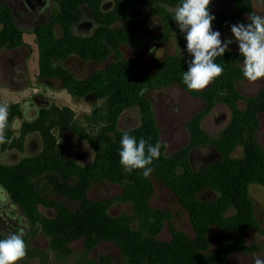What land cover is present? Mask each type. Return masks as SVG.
<instances>
[{"label":"rangeland","instance_id":"rangeland-1","mask_svg":"<svg viewBox=\"0 0 264 264\" xmlns=\"http://www.w3.org/2000/svg\"><path fill=\"white\" fill-rule=\"evenodd\" d=\"M62 2L63 8L52 2L50 19L37 25L34 36L27 37L34 49L37 75L40 65L45 67L48 60L61 69L70 87L82 93L123 57L143 60L148 75L153 73L154 63L167 56L192 58L179 25L172 19L163 23L151 17L150 8L138 16L130 12L129 0ZM209 11L217 13L219 21L225 20L214 24L225 26L219 31L222 46L231 40L227 51L240 55L231 25L250 23L249 14L264 15V0H210ZM72 14L86 23L94 18L95 32L72 27ZM127 17L133 21L128 22ZM109 20L113 25L107 23ZM108 28L115 32H107ZM142 29L147 30L143 33ZM42 35H46L45 41L37 39ZM82 46L86 50L82 56L71 51ZM41 52L45 53L43 59ZM239 62L237 67L242 69L243 61ZM38 78L51 86L59 84ZM33 86L41 87L37 83ZM209 86L211 82L194 90L195 94L177 84L147 93L152 99L154 131L149 127L140 130L142 120L136 107L120 112L112 124L105 120L89 122L87 117L94 108L105 110L104 99L94 92L73 97L64 89L48 90L57 104L74 108L76 121L94 142L71 131L59 136L64 143L63 156L80 170L40 160L35 171L26 170L31 166L28 164L18 169L23 174L0 177L7 184L5 187L0 182V234L23 231L27 245V255L16 264H130L135 251L146 248L155 257L152 264H252L254 256L264 259V186L247 184L235 201L202 187L200 172L205 167L199 157L208 148L191 149L185 125L200 114L203 132L216 136L214 117L222 113L230 117L229 105L222 100L203 101L202 91ZM262 89L264 78L252 82L241 77L236 81V90L246 97ZM8 101L3 98L0 104ZM260 121L263 126L264 116ZM122 130H131L137 139L151 137L153 144H167L150 166L153 171L148 177L141 169L125 173L117 159L103 161V166L96 162L99 143L104 138H117ZM256 137L264 145L263 127ZM241 154L238 147L233 156ZM26 158L32 157L16 165L0 166L13 168ZM219 158L217 154L214 161Z\"/></svg>","mask_w":264,"mask_h":264},{"label":"trees","instance_id":"trees-1","mask_svg":"<svg viewBox=\"0 0 264 264\" xmlns=\"http://www.w3.org/2000/svg\"><path fill=\"white\" fill-rule=\"evenodd\" d=\"M150 2H156L158 0H149ZM166 1L173 4V0H159ZM157 9V8H156ZM3 12V11H2ZM162 18L168 22L172 19L173 14L158 8L156 10ZM7 15L6 12H3ZM1 20L7 24L6 17H2ZM77 19L76 15L71 16L70 20L73 22ZM225 21V20H224ZM212 28L214 26L212 25ZM115 32V31H112ZM7 34L0 33L3 37ZM18 38V34L15 33ZM37 39L45 41L46 35L37 36ZM4 40V39H3ZM16 42L18 40L16 39ZM76 54L83 55L86 51L83 46L81 48H72ZM45 55L41 52V57ZM190 55V53H189ZM191 56V55H190ZM239 54L225 51L222 56L215 58V62L222 65L224 71L223 74L216 77L213 80L211 88L202 93L201 95L211 103L213 100H224L233 111V118L231 124L225 129L219 138H209L199 126L200 114L195 115L192 118L190 124H188L193 140L196 136H201L205 142L212 144L222 154L223 159L216 163H213L203 169L201 177L204 184L203 188L215 189L223 198H229L231 201H235V196L240 190H245L247 184L251 182H258L264 186V152L261 150L257 142L253 138V133L257 125L255 119L256 112H264V89L256 97L247 98V107L241 111L236 108V101L240 98L238 91L234 86L235 80L244 77L240 68L237 67L240 61ZM192 58H183L181 55L169 56L166 60L157 64V72L154 76L157 80L153 81V77L147 78L143 75L141 66L136 61L119 60L111 68L101 72L102 75L98 77L93 85L85 89L84 92L79 93L77 90L70 87L60 72L61 69L53 67L49 64L48 60L46 65H40L39 77H59L62 81V88L65 89L71 96L83 95L88 92H94L100 99H104L105 110L101 108H94L92 116L87 117L89 122L97 120H105L108 123H113L118 114L128 107L136 106L139 108L142 130L143 128L153 127V114L151 112L149 101L142 96L141 91L143 87L155 85L159 87H165L169 85L177 84L182 88L187 87L182 83V73L186 72L189 67V62ZM41 60V59H40ZM47 66V67H46ZM49 70V71H47ZM63 70V69H62ZM47 71V72H46ZM65 72V71H64ZM131 72L133 74H131ZM84 83V82H82ZM80 83H78L79 85ZM190 93L195 94L194 90H188ZM223 92V93H222ZM21 112L18 104H10V115L8 117V126L5 128V136L8 140L12 138V131L10 124L13 118L20 117ZM112 127H109V129ZM38 132L42 140L41 151L32 158H26L15 167L0 166V177L2 175L23 174L24 172H18V169H25L26 165L29 166L26 170H36L35 164L37 161H44L46 163L58 162L63 168L76 167L79 170L81 167L74 162L68 161L62 154L64 143L59 140L66 131L76 133L78 136L88 138L92 143L94 142L88 137V134L82 131L80 124L75 119V112L66 106L58 107L55 104H51L46 108H42L36 119L30 122H23L20 128V134L16 138H12L9 146H13L18 149H22L23 139L30 132ZM196 132V133H194ZM116 133L115 135H117ZM117 138H104L99 146L96 147V162L98 165L103 166V161H109L117 159L119 161V149H120V136ZM118 141V142H117ZM7 143L1 144V149L7 146ZM243 146V155L240 158H232L229 153L237 146ZM118 157V158H117ZM102 166L100 170H102ZM25 170V171H26ZM106 177L103 171H100ZM191 174L197 175L198 173L192 172ZM0 182L7 187L5 181ZM242 188V189H241ZM146 250L138 252L135 251L131 257L130 264H152L154 255L152 251Z\"/></svg>","mask_w":264,"mask_h":264},{"label":"clouds","instance_id":"clouds-1","mask_svg":"<svg viewBox=\"0 0 264 264\" xmlns=\"http://www.w3.org/2000/svg\"><path fill=\"white\" fill-rule=\"evenodd\" d=\"M209 5L210 0H180L173 14L180 31L185 33L186 49L192 57L188 70L182 73V83L188 90H201L223 74L224 69L215 62V58L222 56L228 50V44L232 43L226 40L222 46L220 32L212 30L215 16L210 14ZM248 18L251 21L248 24L231 25V33L243 57L242 74L254 82L264 78V15L249 14ZM9 115L10 105L0 104V144L8 142L5 128ZM130 131L122 130L119 163L125 173L141 169L142 175L148 177L153 171L150 166L161 157V148L166 150L167 144L150 143L151 137L137 139ZM0 235H3L0 239V264H16L27 255L23 231ZM252 264H264V259L254 256Z\"/></svg>","mask_w":264,"mask_h":264},{"label":"flooded vegetation","instance_id":"flooded-vegetation-1","mask_svg":"<svg viewBox=\"0 0 264 264\" xmlns=\"http://www.w3.org/2000/svg\"><path fill=\"white\" fill-rule=\"evenodd\" d=\"M52 2L53 3L56 2L60 8H63L62 0H0V12L2 13V17H6L5 20H8V23L6 24L3 21V19L1 20V18H0V33L7 34L3 37L0 36V47H3L4 49H9V48H13L15 46L21 45L22 44V40H21L22 33L31 34L34 36L35 32H33V31L37 27V25L42 23V22L48 21L50 19V13H51L50 8L52 5ZM129 3H130L129 10H130V12H132V14L140 16L146 12V8H150L149 15L151 17H156L159 20L161 19L163 21V23H167L162 18V16L158 12H156V10L161 7L164 10H167L168 12H170L171 14H174V11L172 8L175 9L179 5L180 0H173V4L167 3L166 1H159V0L156 2H150L149 0H129ZM79 7L80 6H78L77 9ZM75 8L76 7H74V11H75ZM168 8L170 9V11L168 10ZM2 11L6 12L7 15L4 14ZM78 16H77L76 21L72 22V27L81 28V30H83V32L89 33V34L91 32L92 33L95 32L96 20L94 18H92V20L89 18L88 22L86 23V22H82V20H81L82 18L79 19ZM85 16L89 17V14H85ZM214 16H215V19L212 21L213 26L216 22L219 21L217 18L218 14L214 13ZM127 19H128L127 20L128 22L133 21V20L129 19L128 17H127ZM41 20H43V21H41ZM172 20H174L173 17H172ZM219 22L221 25V23H223L224 20H220ZM107 23L113 25L114 22L109 20ZM224 27H225L224 25L223 26H217V27L214 26V28H212V30L213 31H220ZM146 30L142 29L143 33ZM112 31H115V30H110L109 28L107 29V32H112ZM15 33L18 34V38L16 37ZM105 33H106V31H105ZM16 39L18 40V42H16ZM132 39H133V37H132ZM141 45L143 46L142 43H141ZM141 45H140V47H141ZM149 51H150V48H149ZM79 56H81V55L78 54V57ZM168 57L169 56L155 62L154 66H153L154 71L150 75L145 73V70H144L145 64L143 63V60H140V59L127 60L124 57L121 59L125 60V61H136V62H138L139 65L141 66L143 75L147 78L153 77L152 80L155 81V80H157L154 77L156 75V72H157V69H156L157 64L166 60ZM242 61H240L239 64ZM73 65H75V64H73ZM73 68H76V67H73ZM46 78H48V80L52 83H55V84L59 83V85H62V81L59 77H46ZM236 81L237 80H235V82H234L235 88H236ZM212 84H213V80L211 81V86H212ZM211 86H209L207 90L202 91V93L208 91L211 88ZM160 88L161 87L155 85V82H154V85L147 86L145 88L143 87V89L141 91L142 96L145 97L149 101L152 114H154L153 106H152V99L148 98V96L146 94L147 93H154L156 90H159ZM261 91L262 90H260L257 94H255L253 96H247V97L241 95L240 92H238L240 95V98L235 103L236 108L241 110V111L245 110L247 107L246 99L251 98V97H256L257 95L260 94ZM201 97H202L203 101L206 100L203 95H201ZM222 102L226 103L224 100H222ZM239 102L243 103L242 107L239 105ZM135 107L136 106L128 107V108L124 109L123 111L130 109V108H135ZM136 108H138V107H136ZM227 108L229 109L230 117L228 118L226 113L218 114L217 116H215L214 120H215V123L217 124L216 129L218 130L217 131L218 134L216 136H212L210 133L205 132V134L209 138H211V139L215 138V137L219 138L220 135L225 131V129L231 124V121L233 118V111H232V108L230 106H228ZM138 110H139V108H138ZM261 116H264V112H256L255 113V119H256L257 125H256L254 133H253V138L257 142V144L259 145L261 150L264 152V145L262 143H260L256 137L257 130L259 131V129H261L262 127L264 128V125L262 126V123L260 121ZM190 118H192V116ZM200 125H201V127H200L201 130L205 131L204 128L202 127L201 122L199 123V126ZM185 128L188 131L189 140H190L188 142L191 143V146H190L191 149L197 148L200 146H204V147L208 148V152L199 157L201 159V164L203 165V167L206 168L207 166H209L213 163H216L218 161H221L223 159V154L216 147H214L210 143L205 142L204 139L202 137H199V136H196L193 140V135H192L191 130L187 124L185 125ZM238 147H241L242 154L239 157H235V156H233V153ZM216 150L218 151V153L216 152ZM188 152H189L188 158H189V160L192 161V154L190 153V151H188ZM217 154H219L220 158L217 161H214V158L216 157ZM242 155H243V146L242 145H237L229 153V156L232 158H240V157H242ZM254 183L262 185L258 182H254Z\"/></svg>","mask_w":264,"mask_h":264},{"label":"crops","instance_id":"crops-1","mask_svg":"<svg viewBox=\"0 0 264 264\" xmlns=\"http://www.w3.org/2000/svg\"><path fill=\"white\" fill-rule=\"evenodd\" d=\"M29 35L31 34L22 33V44L19 46L9 49L0 47V100L8 98V104H18L21 112L20 117H15L11 121L12 138L18 137L22 123L36 119L42 108L51 104L63 107L49 97L48 91L63 89L61 85L51 86L38 78V65L34 60V49L27 41ZM34 83L41 87H31ZM40 89L43 91L42 94ZM71 109L75 112L74 108ZM17 122L19 123L17 124ZM63 135L65 136V133ZM10 141L3 150L0 144V164L16 165L25 157L37 155L42 149V140L38 132L28 133L23 139L20 150L9 146Z\"/></svg>","mask_w":264,"mask_h":264}]
</instances>
